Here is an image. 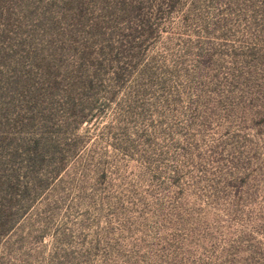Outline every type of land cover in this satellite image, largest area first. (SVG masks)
<instances>
[{
  "label": "rangeland",
  "instance_id": "1",
  "mask_svg": "<svg viewBox=\"0 0 264 264\" xmlns=\"http://www.w3.org/2000/svg\"><path fill=\"white\" fill-rule=\"evenodd\" d=\"M0 264H264V0H0Z\"/></svg>",
  "mask_w": 264,
  "mask_h": 264
}]
</instances>
